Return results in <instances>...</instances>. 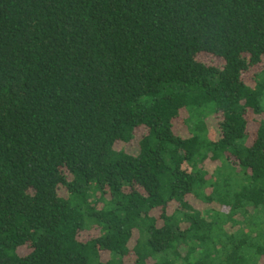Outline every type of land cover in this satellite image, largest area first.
<instances>
[{
    "label": "trees",
    "instance_id": "obj_1",
    "mask_svg": "<svg viewBox=\"0 0 264 264\" xmlns=\"http://www.w3.org/2000/svg\"><path fill=\"white\" fill-rule=\"evenodd\" d=\"M127 259L264 264V0H0V264Z\"/></svg>",
    "mask_w": 264,
    "mask_h": 264
},
{
    "label": "rangeland",
    "instance_id": "obj_2",
    "mask_svg": "<svg viewBox=\"0 0 264 264\" xmlns=\"http://www.w3.org/2000/svg\"><path fill=\"white\" fill-rule=\"evenodd\" d=\"M198 60L207 64V65H211V66H217V67H221L223 65V62L218 59L217 57H214L212 55L209 54H202L198 56ZM251 77V73L247 74L244 76V80L245 81H249ZM174 127H175V131L177 133H183L184 131V124L182 123V120L178 119L174 122ZM131 148H133L132 145L128 146V150H130ZM87 234V233H86ZM125 264H131L132 261L131 260H125L124 262Z\"/></svg>",
    "mask_w": 264,
    "mask_h": 264
}]
</instances>
